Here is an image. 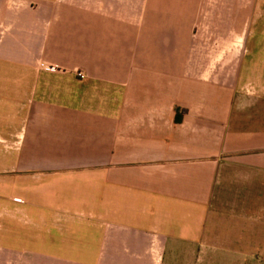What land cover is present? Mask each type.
I'll return each mask as SVG.
<instances>
[{
    "label": "crops",
    "instance_id": "obj_1",
    "mask_svg": "<svg viewBox=\"0 0 264 264\" xmlns=\"http://www.w3.org/2000/svg\"><path fill=\"white\" fill-rule=\"evenodd\" d=\"M0 264H264V0H0Z\"/></svg>",
    "mask_w": 264,
    "mask_h": 264
},
{
    "label": "built area",
    "instance_id": "obj_2",
    "mask_svg": "<svg viewBox=\"0 0 264 264\" xmlns=\"http://www.w3.org/2000/svg\"><path fill=\"white\" fill-rule=\"evenodd\" d=\"M40 68L47 71H56L59 67L56 64L50 63L48 61H41ZM77 74L79 77H83V73L81 71H78Z\"/></svg>",
    "mask_w": 264,
    "mask_h": 264
},
{
    "label": "rangeland",
    "instance_id": "obj_3",
    "mask_svg": "<svg viewBox=\"0 0 264 264\" xmlns=\"http://www.w3.org/2000/svg\"><path fill=\"white\" fill-rule=\"evenodd\" d=\"M215 67H216V69H217V68H219V67H223V65L216 64Z\"/></svg>",
    "mask_w": 264,
    "mask_h": 264
}]
</instances>
